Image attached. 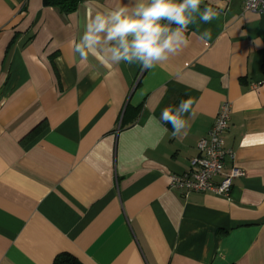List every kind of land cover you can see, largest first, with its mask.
I'll return each mask as SVG.
<instances>
[{"label":"crops","instance_id":"0c3cea01","mask_svg":"<svg viewBox=\"0 0 264 264\" xmlns=\"http://www.w3.org/2000/svg\"><path fill=\"white\" fill-rule=\"evenodd\" d=\"M135 2L82 0L62 14L0 0V264L62 253L82 264H264V13L203 0L218 18L197 15L167 61L82 62L74 43L88 19ZM189 98L188 135L173 137L161 113ZM224 101L223 143L242 170L230 194L170 189Z\"/></svg>","mask_w":264,"mask_h":264},{"label":"clouds","instance_id":"9594fccd","mask_svg":"<svg viewBox=\"0 0 264 264\" xmlns=\"http://www.w3.org/2000/svg\"><path fill=\"white\" fill-rule=\"evenodd\" d=\"M203 0H136L133 7H118L107 12H97L86 22L83 34L74 43V51L82 62L88 57L101 65L140 63L153 67L178 55L190 41L185 35L190 24H196L199 15L207 24L217 19L219 12L211 6L201 10ZM223 5H218L222 8ZM175 25V27H173ZM211 29H205L199 39H211ZM103 42V44L101 43ZM194 100H181L173 110L166 107L160 116L163 124L172 125V136L188 135L190 127L184 114L192 109ZM155 117H150V120ZM163 126V125H161ZM167 133L168 129H163Z\"/></svg>","mask_w":264,"mask_h":264},{"label":"built area","instance_id":"2783aa9c","mask_svg":"<svg viewBox=\"0 0 264 264\" xmlns=\"http://www.w3.org/2000/svg\"><path fill=\"white\" fill-rule=\"evenodd\" d=\"M244 11L264 13V0H242ZM231 105L224 101L208 134L197 144L198 155L191 159L190 169L181 174H169L170 189L184 195L191 192L214 193L228 196L233 180L242 174L235 164L234 153L225 148L223 135L230 122ZM232 162L228 167L226 161ZM218 179V180H217Z\"/></svg>","mask_w":264,"mask_h":264},{"label":"trees","instance_id":"16d2710c","mask_svg":"<svg viewBox=\"0 0 264 264\" xmlns=\"http://www.w3.org/2000/svg\"><path fill=\"white\" fill-rule=\"evenodd\" d=\"M82 0H43L47 6L58 9L62 14H68L76 10ZM264 69V68H262ZM53 264H82L76 257L69 253L58 255Z\"/></svg>","mask_w":264,"mask_h":264}]
</instances>
